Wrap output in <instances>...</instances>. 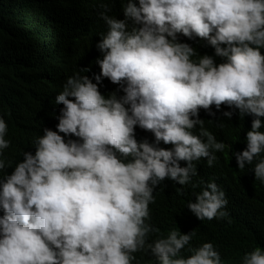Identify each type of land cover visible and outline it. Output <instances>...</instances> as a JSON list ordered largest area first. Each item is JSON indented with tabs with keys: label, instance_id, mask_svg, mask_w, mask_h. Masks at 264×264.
I'll list each match as a JSON object with an SVG mask.
<instances>
[{
	"label": "clouds",
	"instance_id": "9594fccd",
	"mask_svg": "<svg viewBox=\"0 0 264 264\" xmlns=\"http://www.w3.org/2000/svg\"><path fill=\"white\" fill-rule=\"evenodd\" d=\"M37 5L92 9L97 66L66 78L56 130L10 173L30 118L0 110V264H264L243 239L262 218L264 0Z\"/></svg>",
	"mask_w": 264,
	"mask_h": 264
},
{
	"label": "trees",
	"instance_id": "16d2710c",
	"mask_svg": "<svg viewBox=\"0 0 264 264\" xmlns=\"http://www.w3.org/2000/svg\"><path fill=\"white\" fill-rule=\"evenodd\" d=\"M83 10L85 14L48 12L37 5V0H0V110L7 114L4 108L21 105L30 118L25 133L8 134L11 144L4 153L13 161L8 173L16 161L23 159V151L34 153L31 141L43 134L44 127L56 130L59 112H53V98L62 90L66 78L81 67L89 68L85 74L90 78L93 75L98 24L91 8ZM180 38L191 45L195 41ZM110 85L111 81L103 78L100 91L108 92ZM260 199V224L253 233L244 234V240L264 239V194Z\"/></svg>",
	"mask_w": 264,
	"mask_h": 264
},
{
	"label": "bare ground",
	"instance_id": "6f19581e",
	"mask_svg": "<svg viewBox=\"0 0 264 264\" xmlns=\"http://www.w3.org/2000/svg\"><path fill=\"white\" fill-rule=\"evenodd\" d=\"M94 66H97V64L95 63ZM167 205H169V204H167ZM169 206H170V205H169ZM221 257H222V259H223L224 262H225V258H224V256H221Z\"/></svg>",
	"mask_w": 264,
	"mask_h": 264
}]
</instances>
